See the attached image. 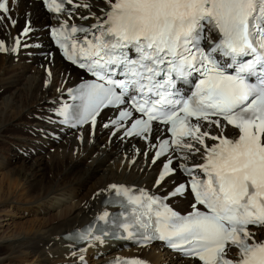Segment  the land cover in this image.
Wrapping results in <instances>:
<instances>
[{
  "label": "snow or ice",
  "instance_id": "snow-or-ice-1",
  "mask_svg": "<svg viewBox=\"0 0 264 264\" xmlns=\"http://www.w3.org/2000/svg\"><path fill=\"white\" fill-rule=\"evenodd\" d=\"M42 3L69 20L82 7L90 15L80 19L95 20L85 26L57 16L50 29L62 57L90 77L68 89L73 103L55 109L59 123L94 134L111 110L102 127L143 141L147 150L137 154L159 165L157 192L110 185L119 216L104 211L96 217L103 224L68 238L89 247L108 238L158 241L186 264H264V239H257L264 231V0H102L100 15L89 3ZM17 23L9 0H0V24ZM31 31L26 25L11 43L0 38V55L39 47L22 43ZM190 83L191 94H183ZM181 197L191 198L183 214L170 204Z\"/></svg>",
  "mask_w": 264,
  "mask_h": 264
},
{
  "label": "bare ground",
  "instance_id": "bare-ground-1",
  "mask_svg": "<svg viewBox=\"0 0 264 264\" xmlns=\"http://www.w3.org/2000/svg\"><path fill=\"white\" fill-rule=\"evenodd\" d=\"M81 3L91 4V13L100 15L102 0H74V5ZM10 7L18 23L15 27L0 24V38L11 43L30 24L32 31L28 37H21L22 43L39 47H21L18 55H0V264H11L20 251L23 260L32 258L31 264H76L80 255L90 264L114 257H139L151 264H186L171 255L162 261L164 250L159 245L121 251L115 243L87 244L81 253L78 247L61 240V234L89 222L100 212L101 200L111 192L110 185L151 189L159 165L152 166L148 157L137 154L139 148L147 150L142 141L108 140L109 130L102 125L111 112L98 117L94 134L86 126L76 132L67 130L58 141L49 137V131L57 130L47 125L48 117H53L55 104L64 101V92L80 81L81 73L62 62L50 48L42 28L53 23L52 16L42 11L40 3L10 0ZM82 15L89 16L90 12L74 8L71 20L87 26L95 23L93 19H80ZM59 17L69 21L68 16ZM14 65L16 69H12ZM46 68L51 70V77ZM9 70L12 73L8 76ZM6 144L10 146L5 151ZM175 179L180 180V176ZM73 188L77 193H71ZM188 202L170 201L178 210ZM31 205H36L35 212H39L37 222L16 223L14 218H24ZM14 209L21 210V216ZM263 236L264 231H257V238Z\"/></svg>",
  "mask_w": 264,
  "mask_h": 264
},
{
  "label": "rangeland",
  "instance_id": "rangeland-1",
  "mask_svg": "<svg viewBox=\"0 0 264 264\" xmlns=\"http://www.w3.org/2000/svg\"><path fill=\"white\" fill-rule=\"evenodd\" d=\"M16 61L14 60V64L16 65ZM12 66V69H16V66ZM12 73V71H8L7 72V75L9 76V74L10 73ZM11 75V74H10ZM26 113H28V111H26ZM8 128L10 127V126H7ZM18 134V133H17ZM9 146L10 145H7L6 144V146L5 147H3V148H5L4 150L6 151L7 149H9ZM1 147V146H0ZM1 150V149H0ZM54 150V149H53ZM52 149H50L49 151L50 152H52L53 151ZM53 153H54V151H53ZM52 153V154H53ZM1 154V153H0ZM20 154V153H19ZM25 154V153H24ZM24 154L22 153V155H23V157L25 158V156H24ZM31 164V161L30 160H28V162H27V165H30ZM33 165H35V161H33ZM0 169H1V164H0ZM1 171L2 170H0V173H1ZM1 178H2V176H1V174H0V180H1ZM19 188H20V186L18 187V190L16 191V192H21L20 190H19ZM73 189H75V188H73ZM72 189V190H73ZM73 192V193H72ZM71 193L72 194H75V193H77V190L75 189V190H73V191H71ZM71 193H68V194H70L71 195ZM33 208V209H32ZM14 210H16V209H14ZM31 210V211H30ZM35 210H36V205H31L30 206V209L29 210H27L26 212H24V214L22 215V217H24V218H17V217H15L14 218V221L16 222V223H26V221H32L33 220V222L34 221H36L38 218L37 217H39V212H35ZM16 212L21 216V210H16ZM32 212V213H31ZM35 212V213H34ZM28 215V216H27ZM3 217V216H2ZM6 219H7V217H5ZM40 218V217H39ZM0 220H2V219H0ZM37 222V221H36ZM19 254H18V259L17 260H14V261H12L11 262V264H31V262L33 261L32 260V258L30 257V256H28L25 260H23L22 259V257H23V254H22V252L20 251V252H18ZM165 252H163V259H162V261H164V258L165 257H167V255L168 254H164ZM165 263V262H164ZM4 264H10V262H6V263H4Z\"/></svg>",
  "mask_w": 264,
  "mask_h": 264
}]
</instances>
